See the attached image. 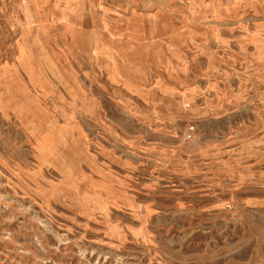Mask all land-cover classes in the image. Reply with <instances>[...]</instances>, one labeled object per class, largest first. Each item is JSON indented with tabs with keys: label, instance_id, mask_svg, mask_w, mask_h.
<instances>
[{
	"label": "rangeland",
	"instance_id": "1",
	"mask_svg": "<svg viewBox=\"0 0 264 264\" xmlns=\"http://www.w3.org/2000/svg\"><path fill=\"white\" fill-rule=\"evenodd\" d=\"M64 1L0 0V264H264V90L229 67L264 0ZM133 12L142 57L173 41L134 96L93 60Z\"/></svg>",
	"mask_w": 264,
	"mask_h": 264
},
{
	"label": "crops",
	"instance_id": "2",
	"mask_svg": "<svg viewBox=\"0 0 264 264\" xmlns=\"http://www.w3.org/2000/svg\"><path fill=\"white\" fill-rule=\"evenodd\" d=\"M61 1L65 4V7L60 8L56 4L58 8L68 9L70 3L64 0ZM233 7L234 14H236L241 6H238L235 0ZM257 11L263 14V18L258 19L252 26L243 24L244 28L241 30L235 42L236 54L229 57V67L235 68L236 71L246 70L252 76L255 75L250 83L248 82L249 86L251 89L254 87L255 89L264 90V8L260 9L258 7ZM227 16L231 17L229 14H227ZM91 18L96 22L98 20L97 10L94 7L91 8ZM115 22L116 25L106 23L107 27L101 32H97L93 49V60L105 62L111 80L123 84L125 86V92L134 96L129 90L140 93L137 88L139 79L137 77V68H135V65L142 63L144 59H149V63L153 60L150 63L151 68H157L158 63H156L157 61L155 60L158 59H163L165 61L164 65H166V60H169L171 57L173 41L169 34V27L166 24H151L150 29L154 32L153 35L142 40V42L146 41L150 43L151 45L149 48L151 49H149L145 57H142V54L138 51L137 44L141 43L140 37L143 35L144 30L142 28L143 25L136 19L135 12L129 17L120 14ZM161 31L163 34H159ZM121 36L125 37L126 41L125 44H117L119 45L118 52L121 53L118 57L115 56V44L120 40ZM52 53L53 59L56 60V70L59 69L60 72H65L61 67V59L58 55H55L53 48ZM14 65H16V59ZM18 72L19 75L23 74L26 77L28 82V85H26L33 90V86L29 84L27 76L20 67H18ZM136 97L138 99H143L137 95ZM183 101L185 103L190 102V96L185 94Z\"/></svg>",
	"mask_w": 264,
	"mask_h": 264
},
{
	"label": "bare ground",
	"instance_id": "3",
	"mask_svg": "<svg viewBox=\"0 0 264 264\" xmlns=\"http://www.w3.org/2000/svg\"><path fill=\"white\" fill-rule=\"evenodd\" d=\"M21 26L22 27H24L23 26V24L21 23ZM21 27V28H22ZM25 29L23 28V31H24ZM18 55V54H17ZM10 65V64H9ZM12 66V65H11ZM17 67V66H16ZM19 67V66H18ZM9 68H5V70L3 71V73L2 74H0V85H2L3 87H5V85L7 84V82L10 80V78H9ZM26 75V74H25ZM15 78L17 79V78H19V74L18 73H15ZM28 78V77H27ZM18 87V86H17ZM2 89V88H1ZM34 89V88H33ZM35 91L36 92H38V90L37 89H35ZM40 94H38V96H39ZM26 118V117H25ZM23 119V118H22ZM34 125V127H36L37 125L36 124H33ZM38 129H39V127H38ZM68 174V173H67Z\"/></svg>",
	"mask_w": 264,
	"mask_h": 264
},
{
	"label": "built area",
	"instance_id": "4",
	"mask_svg": "<svg viewBox=\"0 0 264 264\" xmlns=\"http://www.w3.org/2000/svg\"><path fill=\"white\" fill-rule=\"evenodd\" d=\"M194 137V128H190L187 132V139L191 140Z\"/></svg>",
	"mask_w": 264,
	"mask_h": 264
}]
</instances>
